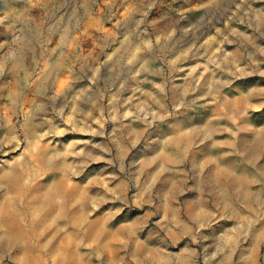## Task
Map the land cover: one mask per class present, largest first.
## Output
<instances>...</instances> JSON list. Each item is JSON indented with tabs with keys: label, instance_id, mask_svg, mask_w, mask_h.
<instances>
[{
	"label": "rangeland",
	"instance_id": "rangeland-1",
	"mask_svg": "<svg viewBox=\"0 0 264 264\" xmlns=\"http://www.w3.org/2000/svg\"><path fill=\"white\" fill-rule=\"evenodd\" d=\"M194 124L212 220L168 237V191L198 192L152 156ZM241 261L264 264V0H0V264Z\"/></svg>",
	"mask_w": 264,
	"mask_h": 264
},
{
	"label": "crops",
	"instance_id": "crops-1",
	"mask_svg": "<svg viewBox=\"0 0 264 264\" xmlns=\"http://www.w3.org/2000/svg\"><path fill=\"white\" fill-rule=\"evenodd\" d=\"M209 131H212V129L209 127L205 128L204 124H201V125L194 124L192 127L189 126V128L187 129H182L180 132H177L175 135L172 134L171 135L172 141L171 142H169V140L165 141L163 148L157 151V153L152 156V161L154 159H157V161H159L158 163L160 164L159 165L160 168L158 172L159 173L165 172L166 175L169 174L168 177L166 176V182H169V183L173 182L175 173H179L180 178L177 179V182H176L177 185H182L183 187H185L186 182H188V180H191L194 186L193 190H195V192H198V194L196 193L194 195L191 194V197L193 196L192 200L189 201L187 205L183 206V210H180L181 212L174 213L173 210H171L170 204H172V207H173V203L171 202V200L173 199V197L177 195L178 187L174 186L172 191H168V194L166 195V203H165V212H166L167 219L165 220L166 225L164 226V231L166 232V236L168 237L170 236L178 237L179 235L180 236H185V235L201 236L202 234L200 232H197L201 228V225L203 223H207L208 221L212 220L210 217L211 215H209V213L207 214L204 211H202L203 209L206 208L207 203H204L205 200L203 198H199V192L208 191V194H205V196L214 194V193H211V191L214 190V186L217 183L216 176H215L217 169L215 167H212L210 162L208 163L206 162L205 164V156L203 155L205 153V149L197 147L202 137L206 138L208 137V135H212V133L209 134ZM174 136H176V140L173 139ZM171 143L174 146L175 151L176 152L179 151L181 153V158L183 159V162H186V159L188 160V163L190 162L189 164L191 166V169H189V171H186L185 169H179V170L168 169V167L166 169H161V166L164 163V161L168 160V158L171 157V154L169 153V145ZM179 158H180V154H179ZM236 165L237 164H234L233 166L229 167V172L231 174L235 173L236 171L235 169H237L235 167ZM141 170L142 169H140V171ZM56 182L59 183L60 180H55L54 183ZM189 189H192V188H189ZM54 193L55 195L53 196L52 194ZM46 194L48 195H47V198L45 199L51 198V202H53L56 199L58 191L54 192L53 188L50 187V189L46 192ZM160 196H163V195H160ZM171 197L172 199H170ZM45 199L42 203L43 205L45 204L44 202H46ZM168 202H171V203L168 204ZM157 210L158 211L161 210L160 205L157 208ZM185 221H188L190 223V226L185 227L184 226ZM228 227L230 228L231 225H229ZM174 228H178V230H174ZM180 228L182 231L181 234H179ZM195 228L197 230H194ZM195 232L197 234H194ZM252 235L255 236L256 233ZM212 236H215V235H212ZM260 236H261L260 233H258L257 237L260 238ZM11 238H14L13 233L10 236V239ZM14 239L16 240L17 238H14ZM241 263L247 264V262H244V261H241ZM251 264H255V262Z\"/></svg>",
	"mask_w": 264,
	"mask_h": 264
},
{
	"label": "bare ground",
	"instance_id": "bare-ground-1",
	"mask_svg": "<svg viewBox=\"0 0 264 264\" xmlns=\"http://www.w3.org/2000/svg\"><path fill=\"white\" fill-rule=\"evenodd\" d=\"M54 182H55V181H54ZM54 182H53V183H54ZM53 185H54V186H52V187H51V188H53V191H54V192H55V191H58L59 189L57 190L56 186H57V185H59V183H58V182H56V183H54ZM51 191H52V190H51ZM52 195L54 196V195H55V193H54V194H52Z\"/></svg>",
	"mask_w": 264,
	"mask_h": 264
}]
</instances>
